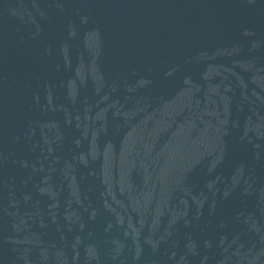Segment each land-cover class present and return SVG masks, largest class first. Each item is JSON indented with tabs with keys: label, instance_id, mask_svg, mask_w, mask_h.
<instances>
[{
	"label": "water",
	"instance_id": "1",
	"mask_svg": "<svg viewBox=\"0 0 264 264\" xmlns=\"http://www.w3.org/2000/svg\"><path fill=\"white\" fill-rule=\"evenodd\" d=\"M0 264H264V0H0Z\"/></svg>",
	"mask_w": 264,
	"mask_h": 264
}]
</instances>
